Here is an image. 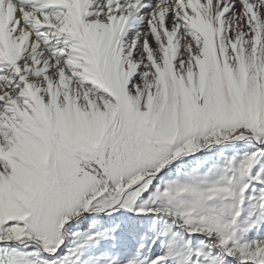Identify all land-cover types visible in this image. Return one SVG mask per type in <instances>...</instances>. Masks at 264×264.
I'll list each match as a JSON object with an SVG mask.
<instances>
[{
    "label": "snow or ice",
    "instance_id": "snow-or-ice-1",
    "mask_svg": "<svg viewBox=\"0 0 264 264\" xmlns=\"http://www.w3.org/2000/svg\"><path fill=\"white\" fill-rule=\"evenodd\" d=\"M0 264H264V0H0Z\"/></svg>",
    "mask_w": 264,
    "mask_h": 264
}]
</instances>
